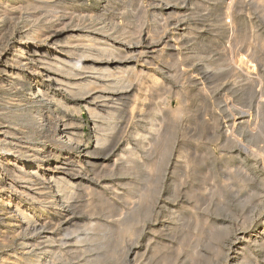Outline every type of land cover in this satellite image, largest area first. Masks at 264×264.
<instances>
[{
	"label": "rangeland",
	"instance_id": "rangeland-1",
	"mask_svg": "<svg viewBox=\"0 0 264 264\" xmlns=\"http://www.w3.org/2000/svg\"><path fill=\"white\" fill-rule=\"evenodd\" d=\"M51 1L47 2L54 9L47 10L43 16L41 13L37 21L39 25L45 17H49L48 14H53L49 19L64 20L67 29L65 34L69 28H82L90 32L99 31L113 42L126 40L125 43H129L130 49L136 52L132 55L130 66L142 71L134 76V81H114L117 85L113 82L115 86L108 90L109 96L120 91L127 98L125 112L120 119L115 120L118 127L114 134L118 136L115 140L111 139L113 146H109L112 148L108 147L110 167L117 168L123 162L134 169L124 175L111 173L113 175L107 177L110 188L104 190L106 199L110 201L107 199L98 204V216L101 219L122 220L128 216L125 209L137 207L142 203V196L149 195L145 202L150 204L153 212L151 219L142 224L145 227H142L135 244L132 243L139 247L142 255L135 259L131 257L126 264H159L162 257L170 258L172 251L183 255V248L195 243L198 237L195 235H199L202 230L194 227L199 217L200 220H207L206 225L224 221L232 226L235 235L243 236L253 232L250 228L258 226L264 218V0ZM64 9H68L67 12ZM93 13L99 14L95 17ZM25 16L16 27L6 30L4 46L18 45L16 41L20 40V31L26 28L28 32L36 24L25 23ZM46 35L28 44L33 50L37 46L38 53L48 58L54 55L53 52H46L52 51L53 46ZM15 49L17 54L22 53L20 47ZM82 73L80 77L94 76L91 72ZM68 75L70 79L68 77L67 81L77 78L73 74ZM58 86H53V89L63 91V96L68 97L65 90L67 83ZM8 93L0 91V107L12 98L11 92ZM110 97L116 98L114 95ZM105 102H111L112 106L109 105L112 109L115 106L114 110L123 103L116 99ZM81 108L83 117L77 118L83 122V140L91 139L92 146L95 145V133L90 127L92 121L88 109L84 105ZM261 131L263 134L257 140H251L253 133ZM235 136L240 139L238 143L234 142ZM131 146L134 149L130 151ZM249 147H253L252 150ZM163 148H167L168 153L160 162ZM119 158L123 160L119 161ZM146 167L149 172H146ZM153 167H156V172ZM151 170L153 173H150ZM121 178L127 180V183H121ZM100 184L99 180L96 185L102 191ZM249 198L250 203L242 208L244 201ZM113 203L118 206L117 212L114 209L107 213L102 210L103 205L110 206ZM120 206L125 209L120 211ZM87 214L79 213L78 216L86 219ZM246 214L253 217L249 229L243 225ZM169 222L175 225L173 234L159 231V227L167 226ZM190 232L195 233V240ZM161 243L163 248L159 250ZM235 243L232 244L234 248L237 247ZM132 244L128 242V247ZM249 245L253 247V242ZM176 246H181V249L176 250L179 249ZM258 254L262 256L261 261H264V247ZM86 258V255L71 254L68 257H52L46 264H85Z\"/></svg>",
	"mask_w": 264,
	"mask_h": 264
},
{
	"label": "bare ground",
	"instance_id": "bare-ground-1",
	"mask_svg": "<svg viewBox=\"0 0 264 264\" xmlns=\"http://www.w3.org/2000/svg\"><path fill=\"white\" fill-rule=\"evenodd\" d=\"M47 1L0 0V91L7 94L11 92L12 96L8 102L4 101L7 102L5 106L0 107V264H46L52 257L53 259L54 257H68L71 254L86 255L85 262L87 263L85 264H126L131 257L135 259L142 255L134 242L143 230L144 225L142 224L151 219L153 212L150 204L145 202L149 195L140 193L143 199L137 207L127 210L120 206V211L125 209V213L128 214L125 219L105 220L98 216V204L108 199L104 195V190L110 186L107 177L113 175L111 173L128 174L134 169V167H127L123 162L117 168L113 166L111 168L108 156L113 146V142L110 143L111 139L118 136L114 134V130H117L115 128L118 127L115 120L120 119L125 112L126 95L124 96L120 91L110 94V96H116L114 99L123 101L120 106L116 105L119 106L116 110H114L115 106H113L114 109L111 108V102L106 103L105 101L114 100L109 96L108 90L117 85L115 82L135 80L134 76L141 74L142 71H137L135 66H130L133 61L132 55L136 52L130 49L131 46L125 43L126 40L113 42L112 39L102 35L103 33L97 30V32H90L86 28V30L69 28V32L65 34L67 29H65L64 20L49 19L54 16L53 14H48L49 17H45L43 23L39 25L37 21L41 13L43 16L47 10L54 9L51 8L52 5H49L52 1ZM55 10L51 11L55 12ZM99 13L93 14L97 17ZM24 15H26L25 23L36 24L29 27L28 32L26 28L20 31V40L16 41L19 46L13 43V46L9 44L6 46V44L5 47L6 30L13 26L16 27ZM44 35L48 36L47 39L53 44L52 51L46 50V52H53V57L50 55L46 58L38 53L37 46L33 50L28 44L32 40L35 43L36 39H41ZM16 47H20L21 54L15 52ZM82 72H91L94 76L80 77ZM68 74H73L77 78L67 81ZM63 83L65 85L67 83L65 90L68 97L63 96V91L53 89V86H60ZM99 88L101 90H97ZM134 96L137 97L136 94ZM99 102L102 103L99 104ZM81 105L88 109L87 112L92 121L90 127L95 133V145L92 146L91 139L83 140V132H81L83 122L77 118V116L83 117ZM261 133L262 131L253 133L251 140H257ZM234 138V142L238 143L239 137ZM109 144L112 146L110 147ZM134 147L131 146L130 151ZM163 150L160 155L162 157L160 159L157 157L160 162L168 153L167 148ZM121 160L123 158H119V161ZM147 171L149 172L148 169ZM150 173H153L152 170ZM99 180L102 191L96 185ZM120 181L123 184L127 183L124 178ZM80 197L84 199L78 200ZM250 200L251 198L244 201L241 207L246 208ZM114 203L110 206L103 205L102 210L107 213L114 209L117 212L118 206ZM79 213H88L87 218L83 219L82 216H78ZM248 214L244 215L243 225L245 227L242 226L245 229H249L253 221V217ZM199 218H196L194 225L195 228L202 229L199 235L190 232L193 236H198L195 243L183 248V255L175 252L176 255L172 251L174 254L172 253L170 258L162 257L159 264H264V261H261L262 256L258 254L259 250L264 247V218L260 220L259 227L252 226L250 229L253 232L245 234L244 231L243 236L235 235L232 226L224 221H214L206 225L207 220L203 221ZM167 224V226L159 227V231H167L170 235L175 225L170 222ZM234 241L236 248L232 245ZM128 242L134 244L129 248ZM252 242L253 247H250L249 244ZM162 246L161 243L159 250L163 248ZM180 247L176 250L179 251Z\"/></svg>",
	"mask_w": 264,
	"mask_h": 264
}]
</instances>
